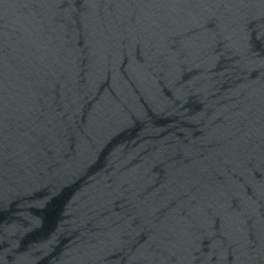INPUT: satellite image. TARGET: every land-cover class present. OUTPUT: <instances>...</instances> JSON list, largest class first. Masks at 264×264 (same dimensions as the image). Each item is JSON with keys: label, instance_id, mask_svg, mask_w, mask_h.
<instances>
[{"label": "water", "instance_id": "95a60500", "mask_svg": "<svg viewBox=\"0 0 264 264\" xmlns=\"http://www.w3.org/2000/svg\"><path fill=\"white\" fill-rule=\"evenodd\" d=\"M0 264H264V0H0Z\"/></svg>", "mask_w": 264, "mask_h": 264}]
</instances>
